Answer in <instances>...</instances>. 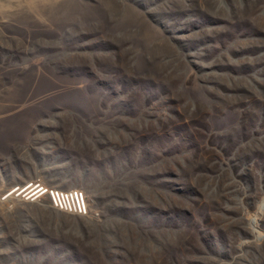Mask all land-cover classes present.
<instances>
[{"label": "rangeland", "instance_id": "rangeland-1", "mask_svg": "<svg viewBox=\"0 0 264 264\" xmlns=\"http://www.w3.org/2000/svg\"><path fill=\"white\" fill-rule=\"evenodd\" d=\"M0 264H264V0H0Z\"/></svg>", "mask_w": 264, "mask_h": 264}, {"label": "built area", "instance_id": "built-area-1", "mask_svg": "<svg viewBox=\"0 0 264 264\" xmlns=\"http://www.w3.org/2000/svg\"><path fill=\"white\" fill-rule=\"evenodd\" d=\"M51 195V202L57 207V208H63L64 205L62 204V198L60 197V194L57 191H49ZM75 209V208H74ZM76 211L77 212H83V209L81 206L77 205L76 206Z\"/></svg>", "mask_w": 264, "mask_h": 264}]
</instances>
